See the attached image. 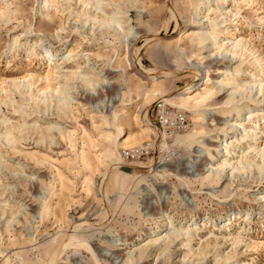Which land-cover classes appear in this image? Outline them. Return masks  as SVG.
<instances>
[{
  "label": "rangeland",
  "instance_id": "374dc122",
  "mask_svg": "<svg viewBox=\"0 0 264 264\" xmlns=\"http://www.w3.org/2000/svg\"><path fill=\"white\" fill-rule=\"evenodd\" d=\"M86 1L0 0V264H7V258L13 264H97L87 249L74 246L53 263L54 251L67 232H75L71 226L79 218L90 225L74 234L99 248L97 253L122 248L127 254L142 247L151 240L148 232L165 224L163 217L145 215L142 207L146 192L155 203L158 194L153 185L159 182H166L170 190L171 197L163 200L162 196L160 201L165 202L166 214L172 212L175 217L174 228L181 229L180 220L192 223L194 218L197 227L191 230L192 239L170 244L168 239L161 240L174 230L163 227L161 245H150L143 256L137 255L136 264H264V154L255 159L254 154L247 155L245 168L234 176L231 166L224 179L232 182L223 193L218 192L219 186L213 188L216 184L202 182V175H157L155 170L175 168L191 159L192 153L174 142L178 134L203 127L209 138L214 136L212 129L218 125L212 126L217 121L212 122L211 116L225 123L223 112L231 105L217 100L224 102L239 84L253 85L249 95H255L256 102L237 104L264 109V0H209L202 8L196 7L198 0H98L99 9L95 0ZM171 6L178 7L175 17ZM115 15L126 30L134 27L132 32H142L132 54H128V42L112 27ZM199 33L212 37L205 48L199 44ZM241 39L244 44L237 46ZM46 49L55 54L53 66L60 68L59 77L49 66ZM88 59L98 70H108L119 89L126 87L127 74L132 94L125 99L132 101L117 105L120 120L128 125L126 137L138 136L146 127L152 130L141 137V146L133 145L138 146L134 151H125L129 147L121 145L115 150L114 130L105 138L107 126L101 115L109 114L107 106L115 94L82 82L81 72L92 74L86 67ZM192 63L221 69L235 82L201 111L211 125L195 121L193 112L165 100L176 102L175 97L187 87L197 90L207 80L205 67L196 80ZM222 78L217 74L213 79ZM142 83L148 96L143 95ZM155 83L162 85L159 95L151 92ZM61 84L67 85L62 93L49 89ZM160 102L185 115L184 127L164 131L157 114ZM260 118L257 142L255 133L247 135L238 127L233 139L238 141L235 146L229 144L235 151L232 163L250 146L264 148V114ZM244 119L246 114L237 123L254 129ZM109 151L116 153L111 160H118L119 153L123 159L120 171L109 174V192L104 196L102 181L108 166L103 161ZM223 153L215 167L224 159ZM84 156L93 159L90 167ZM143 164L148 167H137ZM203 166L209 168L206 163ZM181 196L193 200V205L188 206ZM46 200L43 221L39 214H27L29 208L39 210ZM134 200L137 208L128 212L126 204L134 205ZM234 212L240 214L235 217ZM125 239L129 241L119 245Z\"/></svg>",
  "mask_w": 264,
  "mask_h": 264
},
{
  "label": "bare ground",
  "instance_id": "6f19581e",
  "mask_svg": "<svg viewBox=\"0 0 264 264\" xmlns=\"http://www.w3.org/2000/svg\"><path fill=\"white\" fill-rule=\"evenodd\" d=\"M45 1H47V0H45ZM52 1L56 3V0H52ZM87 1H86L87 3H90V0H87ZM95 1L98 4L95 7L97 9H99L100 2L98 0H95ZM207 3H209V0H198V3L197 4L195 3V4H196L197 8H199V7L202 8L203 6L206 7ZM177 10H178V7L175 6L173 9L171 6L170 11L172 13V16H174V17L176 16ZM125 17H127V16H125ZM118 19L116 18V15L111 18L113 25H116V26H112V27H115V30L119 34V38H124L128 42L127 43L128 54L129 53L132 54L131 50L137 44V41L140 38V35H142V32H141V30H138V29L135 30V32H132V30H134V27H130L128 30H126L124 28V26L122 25V23L120 22V20H118ZM109 26H111L110 23H109ZM228 34L230 36L232 35L230 31H228ZM208 39H212V37L207 36L204 33H199V36H198L199 44H201L203 46V48H205L207 46L206 42ZM239 44L243 45L244 40L243 39L239 40L237 42V46ZM34 50H35L34 48L31 50L32 53ZM44 52L46 53V57H48V59L50 61L49 66H50L51 70H54L55 73H57V75H58V76L57 75L56 76L59 77L60 68L57 67L58 65L55 67L53 66V59H54V55H55L54 52H52L50 49H46ZM88 60H89V62L86 64V67H88L92 71V74H87L85 72H81L79 74L80 75L79 78L82 79V82H84L87 86L93 88L96 91L100 90V92H101V91H105V90L107 91L108 90V91H114V94H115L109 100L108 106L105 104L107 107L110 108L109 114H102L101 115V118L103 119L105 125L107 126V128L105 130L106 131L105 138L106 139L109 138V134L112 133V130H114V139H113L112 145H114V143H115V147H114L115 150L118 149L119 145L124 146V147H129L128 149H132L134 147L141 146V145H138L140 143L141 137L146 136V134H148V133H152V130L150 128L146 127V128H144V131L142 134H139L138 136L131 135L129 137H126V133H127V127L126 126H128V125H126L124 122H122V120H120L121 114H120V111L117 109V105L119 103L125 105L127 103V101H132V98H130L128 100L125 99L126 96L130 97L132 94V91L128 86L127 74H125V80L127 81V85H125L126 87H122V89H119V87L116 85V82L114 81L113 75L111 73H109L108 70H105L104 68H101L100 70H98V67H96L95 64H93V66H92L90 63V59H88ZM129 62H130V58L128 57V63ZM193 65L195 68V70H194L195 75L197 76L196 80L200 79L199 75H201V69H200L201 67L206 68L207 80L205 82H202V84H200L201 86L199 88H197V90H194L191 86L187 87L183 92H181L180 94H178L175 97L178 100L176 102H174L170 99H167V98L165 100L168 103H170L171 105H174V106H177V107H180L183 109L185 108V109L193 112V117H194L195 121L205 122V120H206L205 116L203 117V114L201 111L205 110L207 108H210V106L212 105L211 101H213L219 93H221L225 90L227 92L228 91L227 89H231L232 86H230V85H233L235 82H234V79H230L228 77L227 72H225L221 69L213 70V69H211L209 64L206 66H203V65H201V63H194ZM81 66H79L80 69H81ZM215 71H217V72L215 73ZM202 72L204 73V71H202ZM93 73H96V75H94ZM217 74H221L223 76V78L221 80L215 81L213 78ZM240 85L241 84H239L237 87H234V89L231 92L228 91L229 93L224 98V99H226L224 102H223V100H222V102L220 100H217V101H219V103H231V105L228 107H225L226 110H224V112H223V117L226 118L225 123L224 122L221 123V118L219 119V118L215 117V115L211 116L212 122L217 121L215 124L213 123L212 126L218 125L216 129H212L216 132L214 134V136H210V138H209L208 132L203 127H197L188 133L178 134L174 138V142L179 144V146H182V147L186 148L187 150H189L190 153H192L191 159L185 161L182 164H177L175 166V168H173V167L172 168L171 167H162L161 169L157 168V169H155L157 172V175L163 174V173L164 174H169V173L172 174L173 173V174H175L176 177H179V176L180 177H185V176H187V177L188 176L198 177V176L202 175L201 176L202 182L207 181L209 185L216 184V186H214L213 188H216L219 186L221 189L218 192L223 193V192H225L227 185H229L232 182L231 179H224L225 177H227L226 173H228L227 171L231 166H232V169H234L233 170L234 172L230 175L234 176L235 174H239L241 172V170L245 168L244 163H245V157H247V155L254 154V159H255L259 154H261V153L264 154V148H261L260 145L250 146L249 151L245 155H242L240 160L238 159L235 163H232V161H231L232 159L230 157H233V155L235 154V151L231 150V148L229 147V144L235 146V143L238 141L237 139L233 140L235 138V132L238 130V127L241 126L243 132H245V134H247V135L250 132L255 133L254 139L257 142V140L259 139L258 138L259 132H257V130L255 128L260 127V123H259V121L261 119L260 116L264 114L263 108L251 110V107L249 104H237L241 100H246V103L247 102H251V103L256 102L255 97H254L255 95H249V93H252L253 85L250 83L244 84V87H240ZM64 87H67V85L61 84L56 89H54V88H49V89L52 92L62 93V90ZM141 88L143 90V95L148 96L149 90H148L147 86L142 83ZM161 91H162V85H159L157 83L153 84V88H152L151 92L154 95H159L161 93ZM245 94H247L248 96H246ZM239 96H241V99H238ZM247 110H248V113H244V111H247ZM245 114H246V119H244V120L248 119L249 123L253 124V128L255 130L251 129V128L250 129L247 128L245 126V124L237 123L238 121H240V118ZM229 117L230 118L232 117V119H229ZM255 118H256V120H255ZM206 121H207V124H209V121L208 120H206ZM209 125H211V124H209ZM203 138H206V140ZM136 144L138 146L133 147V145H136ZM223 146H225V148H222ZM128 149H124V150H128ZM223 151H224V153L222 154V157H224V159H222V161L215 167V164L217 162V158H218L219 154H221V152H223ZM115 154L116 153L113 151L107 152L106 153V160L103 161V162H106V166H108V169L105 172L104 179L102 181L103 193L105 194L104 196H107V194L109 192L107 184H106V182L109 178V174L111 173L112 170L113 171H120V164L122 163L123 156L119 153L118 154V160H116V161L111 160L110 156L115 155ZM83 158H85V160H86V162H85L86 166L90 167L92 165L91 163H92L93 159H90V158L88 159L86 156H84ZM96 159H99L101 161V158L98 156L96 157ZM205 163L207 166H209V168L207 170L203 166ZM137 167L146 168L148 166L143 164V165H139ZM205 173H207V174H205ZM195 174L197 176H193ZM186 183H188V182H186ZM224 183H226V185H224ZM166 185H167L166 182H159V183H155L153 185V187H156L155 193L158 194L155 203H153V201L151 202L152 197H150L151 196L150 193L146 192L144 194V195H146V197L142 201V203H143L142 207L145 208L146 211L143 213L145 215L149 214L150 217H156V218L159 216L163 217L162 220L165 223V224L157 225L152 230V232H148V234H150V236L147 237V239H149V238L151 239L148 243H146L145 245H143L142 247H139L138 249H136L134 251L130 250L127 254H123L122 248H112V249H109L110 251H106V253H103V250H101L100 252L97 253V251H99L98 250L99 248H94L93 246H91L89 240L81 238L77 234H74V233H76V231L79 230V228L81 226H84L85 224L90 225V224H88L89 222L87 219L79 218L78 221H75L73 223V225L71 226V227H73V230L75 232L71 233V234L69 232H67V234L65 235V238H64L63 242L60 244L59 248L54 251L53 263L58 262L57 259L66 250V248H68L70 246H74L76 248L87 249L92 254V256L95 259L97 264H104L103 261L113 263L119 259L124 261L123 264H136L137 260H138L137 255L143 256L146 253V251L150 245H152V244L161 245L160 240L163 238L161 236L166 232L165 229L167 230L168 228H170L171 230L172 229L174 230L172 233L167 232L164 236V239L161 240V241H165L168 239L169 244L174 242L175 240H183V239H185V237L192 239L194 237V234H191L192 233L191 230L197 227L194 225H197L198 220L194 218V222H192V223H190L189 221L185 223L182 220H180L178 223V226L180 225L181 229L179 228V230H176L174 228L175 227V225H174L175 217L173 216L172 212H170V214L168 213L169 215L166 214L165 211H167V207L165 205V202L160 201L162 196L164 197L163 200H165L167 198V196H169V198L171 197L170 196L171 195L170 190L168 189L169 187L167 188ZM210 188H212V187H210ZM209 193L214 195L213 191H210ZM188 195L189 194H187V196ZM187 196H181V197H183V200L185 201V203L188 204V206H192L193 200H192V202H189L190 198L187 199L186 198ZM36 197L38 198V200L41 199V197H39V194H37ZM40 204H41V208L39 210H34L32 208H29L27 210V214H31L32 216L39 214L42 221H43L45 214L47 213L48 200H46L45 202L40 203ZM126 205H127L126 208H127L128 212H134L135 209L137 208V201L134 200V205H130V204H126ZM143 208L141 209L142 211H143ZM195 208H197V205ZM250 212H251V210H247L248 214ZM107 213H108V211H107ZM163 213H164V215H163ZM239 214L240 213H238V212L233 213V215L235 217ZM229 220H231V218ZM202 225H205V227H207V223H204ZM163 227H166V228L162 230ZM225 228H226V225H225ZM128 241H129L128 239H125L124 242L120 243L119 245L126 244ZM143 247H145V249ZM6 263L7 264H13L10 258L6 259Z\"/></svg>",
  "mask_w": 264,
  "mask_h": 264
},
{
  "label": "built area",
  "instance_id": "2783aa9c",
  "mask_svg": "<svg viewBox=\"0 0 264 264\" xmlns=\"http://www.w3.org/2000/svg\"><path fill=\"white\" fill-rule=\"evenodd\" d=\"M158 120L163 127L164 131H173L175 129H181L184 127L186 117L183 113L170 110L165 103H159L157 107ZM138 147H134L128 150H135ZM125 150V151H128Z\"/></svg>",
  "mask_w": 264,
  "mask_h": 264
}]
</instances>
